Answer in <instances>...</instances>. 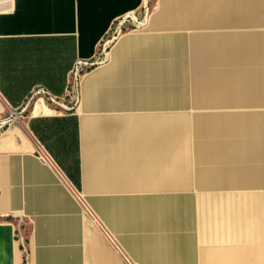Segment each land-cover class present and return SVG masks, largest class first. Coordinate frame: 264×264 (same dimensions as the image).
<instances>
[{
  "label": "crops",
  "instance_id": "1",
  "mask_svg": "<svg viewBox=\"0 0 264 264\" xmlns=\"http://www.w3.org/2000/svg\"><path fill=\"white\" fill-rule=\"evenodd\" d=\"M145 8L0 135V264H264V0H0V116Z\"/></svg>",
  "mask_w": 264,
  "mask_h": 264
},
{
  "label": "built area",
  "instance_id": "2",
  "mask_svg": "<svg viewBox=\"0 0 264 264\" xmlns=\"http://www.w3.org/2000/svg\"><path fill=\"white\" fill-rule=\"evenodd\" d=\"M143 11L144 14L142 17H139V15L135 13L116 20L106 35V38L102 42L100 55L95 60L76 62L69 77L66 99L56 98L47 88L41 85L35 87L27 102H25V106L21 112L9 110V112L0 116V135L9 129V127L21 124V119L23 117L22 113H25L30 106L36 105V103L41 100L48 104H52L56 108L60 107L66 110H72L76 107L80 95V84L84 75L87 74L93 67L102 65L107 61V50L109 46L119 38L120 34L125 31L136 30L145 26L147 23V9L145 8ZM43 155L47 158L44 153Z\"/></svg>",
  "mask_w": 264,
  "mask_h": 264
},
{
  "label": "rangeland",
  "instance_id": "3",
  "mask_svg": "<svg viewBox=\"0 0 264 264\" xmlns=\"http://www.w3.org/2000/svg\"><path fill=\"white\" fill-rule=\"evenodd\" d=\"M138 15H139V17H142L143 16V14H144V11H140V12H138L137 13ZM100 49H101V47H100ZM101 51V50H100ZM100 51H99V54L96 56V57H94V58H92V59H88L89 61H93V60H95L99 55H100ZM88 60H77L76 62H81V61H88ZM72 72V71H71ZM71 74V73H70ZM69 77H70V75H69ZM41 104H42V102H41ZM33 108V105L32 106H30L26 111H28L29 109H32ZM23 118V117H22ZM21 121H22V119H21Z\"/></svg>",
  "mask_w": 264,
  "mask_h": 264
},
{
  "label": "bare ground",
  "instance_id": "4",
  "mask_svg": "<svg viewBox=\"0 0 264 264\" xmlns=\"http://www.w3.org/2000/svg\"><path fill=\"white\" fill-rule=\"evenodd\" d=\"M39 105H41V103H37V106L39 107ZM37 109H39V108H37Z\"/></svg>",
  "mask_w": 264,
  "mask_h": 264
}]
</instances>
